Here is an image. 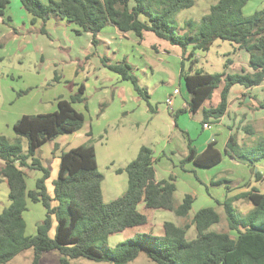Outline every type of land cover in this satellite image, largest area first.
Listing matches in <instances>:
<instances>
[{
	"label": "trees",
	"instance_id": "16d2710c",
	"mask_svg": "<svg viewBox=\"0 0 264 264\" xmlns=\"http://www.w3.org/2000/svg\"><path fill=\"white\" fill-rule=\"evenodd\" d=\"M12 0H0V15L5 13ZM32 15V22L41 19L65 20L81 31L92 34V43L98 44V34L113 24L122 33L133 31L143 39L146 32L179 46L184 59L191 61L185 71L182 62L181 76L190 93L185 111L197 113L202 110L204 122L212 119L219 122L226 115L230 93L235 85L253 88L264 83V7L251 16H244L243 9L249 0H218L211 5L210 12L198 22H186L180 31L175 19L182 10L191 8L195 0H20ZM142 16L145 18L142 19ZM216 40H228L249 53L248 69L235 73L225 70L209 73L194 69L196 51H208ZM189 54L186 56L188 49ZM103 64L131 81L136 92L151 105L148 88L140 84L133 66L127 61L110 62L104 57ZM86 86L81 84L70 99L60 98L53 112L24 114L14 124L17 140L12 142L0 134V179L9 186L10 205L0 213V264L14 259L26 249L32 248L34 256L30 264H41L44 252L57 250L61 253V264H72V260L86 257L110 264H128L144 250L157 264H264V192L257 187L235 196H227L223 205L230 231L211 230L220 221L214 207H204L196 212L191 223L178 225L165 221L162 229L155 231L151 223L152 211L164 209L186 217L192 209L195 197L187 193L176 205V176L156 178L154 150L142 145L135 159L124 169L128 174L125 193L109 202L103 197L102 182L97 151L92 141L63 151L58 178L54 180V197L48 192L46 181L50 167L37 156L47 142L65 133L82 129L85 115L76 103L86 101ZM220 91L217 104L206 105L214 93ZM28 92V91H26ZM258 107H264L261 102ZM252 126L246 130L252 134ZM91 135V134H90ZM22 138L27 140L24 149ZM216 139L209 142L202 152L189 138V152L182 165L193 162L199 167H213L223 160V152L216 146ZM59 147L54 144V149ZM225 153L241 162L255 164L264 160V136L254 145L241 143L237 133H231ZM27 169L43 174L36 181L35 189H28ZM257 179L261 177L255 173ZM224 181V180H223ZM221 181V182H223ZM220 182V183H221ZM248 199L253 208L247 213H237L235 202ZM41 202L46 216L37 225L33 235L26 233L24 212L28 202ZM54 201L56 202L54 204ZM144 203V209L138 208ZM56 221L55 234H50ZM192 225L197 229L196 237L190 238ZM123 233L125 239L116 247L108 246L109 237Z\"/></svg>",
	"mask_w": 264,
	"mask_h": 264
},
{
	"label": "rangeland",
	"instance_id": "374dc122",
	"mask_svg": "<svg viewBox=\"0 0 264 264\" xmlns=\"http://www.w3.org/2000/svg\"><path fill=\"white\" fill-rule=\"evenodd\" d=\"M43 1L48 3V0ZM217 1L195 0L191 8L179 12L175 17L178 31L188 21L194 23V31H197L198 22L210 12L211 5ZM19 2L21 3L20 0ZM262 7L264 0H249L243 14L251 16ZM8 13L5 11L0 15V25L5 27V33L0 37V134L14 142L18 138L14 124L21 116L53 112L57 109V101L60 98L70 99L81 84L86 86V101L75 105L85 115L83 128L77 133L69 134L67 140L57 138L62 145L56 142L59 144L56 150L54 142H49L37 154L43 163L50 167L51 173L46 185L51 196L54 197L53 182L59 175L62 152L90 140L96 147L99 170L104 174L102 191L106 202L123 195L127 190L128 174L126 171L119 172L118 169H124L135 159L142 145L150 146L159 157L158 179L169 178L171 174L176 176V205L183 201L187 193L195 197L192 209L186 217L178 216L173 211L154 209L151 223L155 231L162 229L165 221L178 225L191 223L196 212L204 207H214L220 214V221L214 224L211 230L230 231L223 205L228 195L227 185L230 183H217L222 173H230L236 178L237 182L230 184L232 187L243 179L245 183L253 180L257 184L256 187L264 191V166H259L263 175L257 179L249 167L225 155L222 145L228 126L233 129V133H237L239 141L243 135L244 141L240 142L247 146L254 145L263 137L264 107H251L252 118L247 120L243 114H236L238 106L230 107L222 121L214 122L211 129L203 127L200 113L195 115L180 112L176 117L175 111L181 107L183 109L188 99L185 82L179 79L182 62H185V71L188 72L191 68V61L184 59L181 47L149 32L142 44L135 39L114 38L116 41L112 45L109 44L111 48H108L103 44H93L91 33H78L79 28L65 20L50 19L44 23L38 19L33 23L32 15L24 7L20 10L16 6H12ZM110 27L112 26L108 27V32H111ZM195 56L197 62L194 69L209 73L223 72L228 59H231V63L227 71L231 73L249 68V53L228 40H216L208 51L197 50ZM104 57L110 58L112 63L127 60L133 66V72L139 77L140 84L148 88L150 102L157 109L156 112H153L147 100L136 92L131 81L122 79L120 74L103 64ZM176 87H182V93L177 95L178 102L174 103L172 111L168 108L166 100ZM238 88L240 86L237 85L230 96L231 99L237 96ZM252 89L256 91L257 87ZM261 94L264 95V87ZM244 97L245 95L239 94L237 98L241 99V108H246L252 103H245ZM261 100L264 102V96ZM175 120L180 128L189 132V137L195 140L199 151L205 147L207 140H213V135L219 133L216 136L224 154L222 163L210 169L196 167L192 163L183 166V141L177 136L179 132L175 127ZM248 124L254 129L252 134L246 130ZM88 131L91 135H87ZM22 141L26 150L27 140L22 138ZM30 170L27 169V184L31 190L36 188V181L43 173L35 169ZM236 173L239 176H236ZM9 205L8 183L5 179H0V213ZM234 206L238 214H245L254 207L246 198L236 201ZM144 207V203L138 206L140 210ZM45 216L46 208L41 202L29 201L28 210L24 212L26 233L36 234L37 225ZM55 229L54 220L50 232L52 236ZM196 235L197 229L192 225L188 236L193 238ZM124 239L123 233L112 234L107 245L114 248ZM33 256L34 251L29 248L5 264H30ZM41 264H61V253L57 250L44 252ZM72 264L110 263L79 257L72 260ZM128 264L157 263L143 250Z\"/></svg>",
	"mask_w": 264,
	"mask_h": 264
},
{
	"label": "crops",
	"instance_id": "0c3cea01",
	"mask_svg": "<svg viewBox=\"0 0 264 264\" xmlns=\"http://www.w3.org/2000/svg\"><path fill=\"white\" fill-rule=\"evenodd\" d=\"M12 6H16L17 8H19L20 10L21 9H23V6L21 5V3L19 2V0L17 1V0H12L11 2H10V4L8 5V7L6 8V13H8V12H10L11 11V9H12ZM10 7V8H9ZM8 8H9V10H8ZM9 14V13H8ZM12 16V15H11ZM143 18H145L144 16H142V19ZM1 16H0V21H1ZM37 22V21H36ZM109 26H112V27H110V28H112V29H110L111 30V32H108V27ZM3 33H5V27L4 26H1L0 25V37L3 35ZM88 33V32H87ZM148 33L149 32H146L145 34H144V37H143V39L142 38H140L135 32H133V31H129V32H125V33H122L121 31H119L118 30V28L115 26V25H113V24H110V25H108V26H106L101 32H99V44H103V45H106L108 48H111L110 46H109V44L110 45H112V44H114V42L116 41V40H118L119 38L121 39V38H127V39H135V40H139V43L140 44H142V42L144 43V40H145V38H146V36L148 35ZM110 34H113V35H110ZM114 38L116 39V40H114ZM235 45H237V44H235ZM147 46V45H146ZM157 46V45H156ZM237 47H238V45H237ZM147 48V47H146ZM189 49H191V47L189 48ZM188 49V52H187V54H186V56L189 54V50ZM110 59V58H109ZM120 62V61H119ZM181 71H182V68H181ZM181 71H180V74H179V79L181 80V82H182V80H184L183 79V77L181 76ZM185 82V81H184ZM237 85H235V86H233V88H232V90H231V93H230V96H231V94H232V92H234V90H235V87H236ZM238 86H240V88H238V89H236V93H237V96L236 97H234L233 99H231V97H230V99H229V107H228V109L230 108V107H236V106H238V108H237V112L238 113H236V114H243L244 116H245V118H246V120L247 119H250V118H252L251 117V115H250V111H251V107H254V108H256V107H258V105L261 103V102H263L261 99H262V97L264 96L263 94H261V90L263 89V87H264V83L262 84V85H260V86H255V87H257V90L256 91H254V89H252V88H245L244 86H241V85H238ZM185 87H186V84H185ZM186 90H187V87H186ZM259 91H260V93H259ZM187 92H188V90H187ZM85 93H86V90H85ZM182 93V87H180V94ZM239 94L240 95H245V97H244V99H243V101H245V103H247L248 101H252V103H251V105L250 106H247L246 108H241V106H239L240 105V100L241 99H237L238 97H239ZM187 95V102H186V104L184 105V107H183V109H182V107H181V109H177L176 111H175V116L177 117L178 115H179V113L180 112H190V111H185L186 110V106H187V104H188V100L190 99V93L188 92V94H186ZM237 99V100H236ZM219 100H220V91L219 90H217L215 93H214V95H213V98L211 99V102H207L206 103V105H210L211 103L212 104H217L218 102H219ZM240 101V102H239ZM177 102H178V99H177V96L175 97V99H174V103L175 104H177ZM82 103V102H81ZM57 104H58V101H57ZM77 104V103H76ZM75 104V105H76ZM76 107V106H75ZM57 108H58V105H57ZM156 111H157V109H156ZM155 111V112H156ZM190 113H192V112H190ZM200 113V115H201V121H202V124H204V115H203V111L202 110H200V111H198L197 113H192V114H195V115H197V114H199ZM246 114H247V117H246ZM225 116V115H224ZM223 116V117H224ZM223 117L221 118V120L219 121V122H217V123H220L221 121H222V119H223ZM262 117H264L263 115H262ZM261 117V118H262ZM260 118V119H261ZM210 124H211V127L210 128H208V129H211L212 128V126H213V122H212V119L210 120V121H208ZM249 125H251V124H249ZM252 126V125H251ZM175 127H176V129H178V132H179V134H177V136L178 137H180V139H181V141H183L182 142V146H181V155H182V158H185L186 156H187V154H188V152H189V147H188V142H189V132H187L185 129L183 130L182 128H180V126H179V124H178V122L175 120ZM83 128V127H82ZM81 130V129H80ZM78 132V131H77ZM77 132H74V133H77ZM254 132V129H252V131H251V133H253ZM231 133H233V129L230 127V126H228V127H226V136H225V138L222 140V145H224V150H225V146H226V142H227V140H228V138H229V136H230V134ZM69 134H71V133H65V134H62V135H60V136H58L57 138L59 139V138H61L62 137V140L64 139V140H67V139H69L68 137H69ZM90 135L91 134V132H87V135ZM219 134V133H218ZM218 134H215V135H213V138H215L216 139V141H217V143H216V146L220 149V147H219V141H218V138H217V136L216 135H218ZM76 135V134H75ZM57 138L55 139V141H53L54 142V144L56 143V142H58V143H60L61 144V142H59V141H57ZM193 140V139H192ZM242 140L244 141V139H243V135H241V137H240V141L242 142ZM211 140H207L206 142H205V147L204 148H202V149H200L201 151H199V149H198V151L199 152H202V151H204L205 149H206V147H207V145L209 144V142H210ZM47 143H49V142H47ZM46 143V144H47ZM46 144H44L43 146H45ZM193 144L195 145V140H193ZM62 145V144H61ZM42 146V147H43ZM196 146V145H195ZM42 147H41V149H42ZM77 147V146H76ZM197 147V146H196ZM40 149V150H41ZM221 150V149H220ZM59 151V150H58ZM222 151V150H221ZM225 153V152H224ZM224 155V154H223ZM225 155H227L226 153H225ZM228 156V155H227ZM154 157L156 158V162H155V166H156V178H157V163H158V161H159V157H157V155L155 154V152H154ZM228 157H230V156H228ZM233 161H235V162H237V163H239V164H242V165H245V166H247V167H249L250 169H251V172L254 174V177H256L255 176V173L256 172H259L260 174H261V177H262V175H263V173H262V171H260V169H259V166H264V160H262V161H260V162H257V163H255V164H248V163H244V162H241V161H239V160H236V159H234V158H232V157H230ZM223 161V160H222ZM222 161L219 163V164H221L222 163ZM188 163H192V164H194L193 162H188ZM219 164H217V165H219ZM195 165V164H194ZM217 165H215V166H217ZM196 167H199V166H197V165H195ZM215 166H213V167H215ZM213 167H200V168H204V169H210V168H213ZM32 170V169H31ZM30 170V171H31ZM236 176H239L237 173H236ZM260 177V178H261ZM259 178V179H260ZM158 179V178H157ZM159 180V179H158ZM226 181V182H229L230 184H232V183H236L237 182V180H236V178L233 176V175H231L230 173H222L221 175H220V179H219V181L217 182V183H219V184H222L224 181ZM240 180H242V179H240ZM221 181H223V182H221ZM243 182H244V179L242 180ZM242 181H239V184H237V185H235L234 187H232V185H227V190H228V195L227 196H229V197H231V196H235V195H238L239 193H243V192H246V191H248V189H250L251 187H256V183L252 180L251 182H249V183H243ZM221 182V183H220ZM245 186V187H244ZM258 188V187H257ZM259 189V188H258ZM262 191V190H261ZM262 192H264V191H262ZM235 204H236V202H235ZM251 207L249 206V209H250ZM248 209V210H249ZM251 210V209H250Z\"/></svg>",
	"mask_w": 264,
	"mask_h": 264
},
{
	"label": "built area",
	"instance_id": "2783aa9c",
	"mask_svg": "<svg viewBox=\"0 0 264 264\" xmlns=\"http://www.w3.org/2000/svg\"><path fill=\"white\" fill-rule=\"evenodd\" d=\"M179 94H180V88L176 87L173 90V92L171 94H169V96L167 97V100H166L167 106L172 111H174V107H173V105H174V99ZM186 107H188V104H187ZM203 127L206 128V129H208V128L211 127V124L209 122H204Z\"/></svg>",
	"mask_w": 264,
	"mask_h": 264
}]
</instances>
